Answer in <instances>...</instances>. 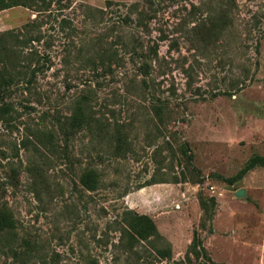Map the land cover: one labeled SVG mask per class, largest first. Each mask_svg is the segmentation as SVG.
<instances>
[{"label":"rangeland","instance_id":"obj_1","mask_svg":"<svg viewBox=\"0 0 264 264\" xmlns=\"http://www.w3.org/2000/svg\"><path fill=\"white\" fill-rule=\"evenodd\" d=\"M25 2L0 10V264H208L196 239L264 264V165L228 181L264 156V0Z\"/></svg>","mask_w":264,"mask_h":264},{"label":"trees","instance_id":"obj_2","mask_svg":"<svg viewBox=\"0 0 264 264\" xmlns=\"http://www.w3.org/2000/svg\"><path fill=\"white\" fill-rule=\"evenodd\" d=\"M26 2L25 0H0V10L14 6V5H25ZM3 45L1 44L0 40V49L3 50ZM151 53L154 54V50L151 48ZM5 56L1 55L0 51V61H4ZM1 63V62H0ZM6 68L4 65L2 66ZM139 70L143 73V75H146L148 73V66L146 63L142 64V66L139 67ZM6 72L5 74H7ZM10 81V79L6 76H0V85H7V83ZM1 94V90H0ZM2 105V106H1ZM0 105V110H5L6 106L1 104ZM161 110L160 106H155L154 107V112L159 113ZM87 125L85 123V119L82 116V110L80 104H76L73 108V111L71 112L69 116V120L67 122L68 128L70 132H75L76 130L80 129L83 125ZM114 145L112 149V155L115 156L121 152H123L122 144L125 142L124 141V134L118 130V128H115L114 130ZM184 152V150H183ZM264 165V156L263 155H258L254 154L250 156L243 164V166L238 170V172L233 176V178H229L228 181H233L234 179L240 178L246 171L249 169L255 167V166H261ZM96 172L92 169H88L87 171L83 172L79 176V181L81 185H83L86 189L88 190H93L96 187ZM175 182L177 181L176 179L174 180ZM155 182H160L157 180H153L150 183H155ZM13 227V219L7 215V213L4 210L0 211V232L4 230H8L9 228ZM122 232H125L126 230H121ZM196 245L198 247V253H200V256L203 257L206 261H208V264H215L209 260V258L206 256V253L204 251L203 246L201 245L199 239H196ZM196 264H205V262H197Z\"/></svg>","mask_w":264,"mask_h":264},{"label":"water","instance_id":"obj_3","mask_svg":"<svg viewBox=\"0 0 264 264\" xmlns=\"http://www.w3.org/2000/svg\"><path fill=\"white\" fill-rule=\"evenodd\" d=\"M235 195H242L243 194V190L242 189H237V190H235Z\"/></svg>","mask_w":264,"mask_h":264}]
</instances>
